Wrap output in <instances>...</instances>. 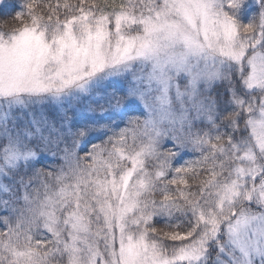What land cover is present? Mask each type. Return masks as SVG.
I'll use <instances>...</instances> for the list:
<instances>
[{"label": "snow or ice", "instance_id": "6c2138e0", "mask_svg": "<svg viewBox=\"0 0 264 264\" xmlns=\"http://www.w3.org/2000/svg\"><path fill=\"white\" fill-rule=\"evenodd\" d=\"M14 7L0 264H264V0Z\"/></svg>", "mask_w": 264, "mask_h": 264}, {"label": "trees", "instance_id": "16d2710c", "mask_svg": "<svg viewBox=\"0 0 264 264\" xmlns=\"http://www.w3.org/2000/svg\"><path fill=\"white\" fill-rule=\"evenodd\" d=\"M6 4H11L13 7H2L0 6V20L5 19L9 15H11L12 12H14L16 9L14 7L16 0H5ZM11 23V21H10Z\"/></svg>", "mask_w": 264, "mask_h": 264}]
</instances>
